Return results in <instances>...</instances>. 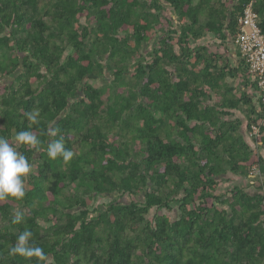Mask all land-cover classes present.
Wrapping results in <instances>:
<instances>
[{
    "label": "trees",
    "instance_id": "obj_1",
    "mask_svg": "<svg viewBox=\"0 0 264 264\" xmlns=\"http://www.w3.org/2000/svg\"><path fill=\"white\" fill-rule=\"evenodd\" d=\"M193 1L0 0V136L30 130L41 141L39 152L17 145L32 170L25 198L0 202V264H35L8 254L26 228L46 264H264L263 190L219 187L227 171L248 179L253 166L264 186V158L201 108L207 51L190 43L222 33L224 6ZM202 1L212 16L201 25ZM248 1L233 6V39ZM208 68L212 90L220 74ZM34 108L40 122L29 129ZM250 113L248 131L261 117ZM61 137L68 164L47 156ZM252 143L264 150V128Z\"/></svg>",
    "mask_w": 264,
    "mask_h": 264
},
{
    "label": "crops",
    "instance_id": "obj_2",
    "mask_svg": "<svg viewBox=\"0 0 264 264\" xmlns=\"http://www.w3.org/2000/svg\"><path fill=\"white\" fill-rule=\"evenodd\" d=\"M199 3V0H194L193 5ZM219 3V4H218ZM237 0H216L215 8H222L225 14L223 22L222 33L211 34L205 33L198 42L190 41L191 47H204L206 49V58L201 60L197 70L199 71L200 93L202 106L201 108H214L221 116L225 123H232L238 126V133L241 139L249 146L253 154H259L264 158V150L260 148V143L254 144L248 137V119L251 117V111L257 109L259 104L258 93L252 87L253 79L243 70L246 65L242 61L234 45V39L230 36L228 29L229 19L233 6ZM206 1H202L201 6L203 11L200 13V24H205L206 20L210 19L212 13ZM258 23L264 26V0H257ZM219 5V6H218ZM162 14L166 18L173 20L174 27L178 25L176 15L172 8L164 5ZM164 23V21H163ZM223 35V39L222 36ZM211 55H216L211 57ZM208 56V57H207ZM194 62L193 59L190 60ZM208 65L215 66L216 74H220L218 81L214 84V89L210 90L203 82L210 79L211 69ZM210 67V66H209ZM219 69L221 71H219ZM194 71V72H197ZM210 71V72H209ZM186 100V99H185ZM220 117V116H219ZM194 123L191 124V126ZM261 184V183H259ZM220 193L231 191L234 187L242 188L248 194H255L256 192L264 193V186H255L250 178L245 179L229 171L221 177ZM257 187V189H255ZM262 188L260 191L259 188Z\"/></svg>",
    "mask_w": 264,
    "mask_h": 264
},
{
    "label": "clouds",
    "instance_id": "obj_3",
    "mask_svg": "<svg viewBox=\"0 0 264 264\" xmlns=\"http://www.w3.org/2000/svg\"><path fill=\"white\" fill-rule=\"evenodd\" d=\"M26 118L29 129L39 124L40 109L34 108L27 111ZM17 145H23L37 152L41 150L40 139L30 130L17 132L13 141L0 136V202L9 199L22 201L26 195L25 181L31 173L32 164L17 150ZM47 156L53 161L61 157L64 164H68L72 161L74 152L72 149L65 148L64 138L61 137L48 141ZM11 223L23 224L24 213L19 210L14 212ZM8 254L22 257L29 262L34 260L35 264H46L48 260L44 249L36 245L32 230L27 228L19 232L15 243L8 245Z\"/></svg>",
    "mask_w": 264,
    "mask_h": 264
},
{
    "label": "built area",
    "instance_id": "obj_4",
    "mask_svg": "<svg viewBox=\"0 0 264 264\" xmlns=\"http://www.w3.org/2000/svg\"><path fill=\"white\" fill-rule=\"evenodd\" d=\"M257 0H249L243 7L238 18V32L234 38V45L237 48L240 58L247 67L248 75L256 81L260 109L257 113L261 115L255 124L250 126L248 137L257 140L261 137L264 128V33L258 24V16L254 11ZM249 178L261 180L257 166L251 168ZM264 205V201H263Z\"/></svg>",
    "mask_w": 264,
    "mask_h": 264
},
{
    "label": "rangeland",
    "instance_id": "obj_5",
    "mask_svg": "<svg viewBox=\"0 0 264 264\" xmlns=\"http://www.w3.org/2000/svg\"><path fill=\"white\" fill-rule=\"evenodd\" d=\"M114 198V195L113 196H104V197H99V199L97 200V203L99 204V205H105V204H108L110 201H111V199H113ZM115 199V198H114ZM128 197L125 195V196H122V197H120V198H118L117 197V200H119L120 202H125V203H127L128 202ZM175 213H173V215H174Z\"/></svg>",
    "mask_w": 264,
    "mask_h": 264
},
{
    "label": "bare ground",
    "instance_id": "obj_6",
    "mask_svg": "<svg viewBox=\"0 0 264 264\" xmlns=\"http://www.w3.org/2000/svg\"><path fill=\"white\" fill-rule=\"evenodd\" d=\"M251 140L255 141L254 139H251Z\"/></svg>",
    "mask_w": 264,
    "mask_h": 264
}]
</instances>
